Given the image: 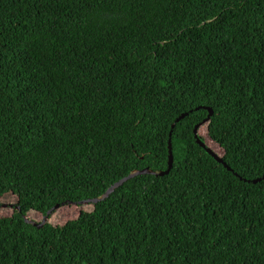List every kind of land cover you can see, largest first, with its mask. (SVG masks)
Listing matches in <instances>:
<instances>
[{
	"label": "trees",
	"instance_id": "trees-1",
	"mask_svg": "<svg viewBox=\"0 0 264 264\" xmlns=\"http://www.w3.org/2000/svg\"><path fill=\"white\" fill-rule=\"evenodd\" d=\"M0 264H264V0H0Z\"/></svg>",
	"mask_w": 264,
	"mask_h": 264
},
{
	"label": "water",
	"instance_id": "water-1",
	"mask_svg": "<svg viewBox=\"0 0 264 264\" xmlns=\"http://www.w3.org/2000/svg\"><path fill=\"white\" fill-rule=\"evenodd\" d=\"M209 110L211 111V113H210V115L207 117V119H205L202 123H199V124L196 125V127H195V133H196V135H197V132H198L199 127H200L203 123L207 122V121L209 120L211 114H213V109H212V108H209ZM187 115H188V113H183V114H182L177 120L179 121L180 119L184 118V117L187 116ZM174 126H175V124H173V127H174ZM198 141H199V143H200L203 147H206L207 151H208L209 153H211L212 155H214V157H215L218 161L224 163V164L227 166L228 169H231V166H230L229 164H227V163L225 162V160H224L222 157H220V156H219V155H218V154H217L212 148L207 147L206 144L203 143L200 139H199ZM169 147H170V154H169L170 160H169V167H168L167 170H165V171H161V172L153 171V170H151V169H149V168H145L144 170H136V171H134L133 173H131L130 175H128V176L124 177L123 179H121L119 182H117V183H115L114 185H112V186L107 190L106 194L103 195L101 198L93 199V201H98V200H100V199H102V198H105V197L109 196V195L115 190L116 187H118L119 185L123 184V182H125L126 180H128L129 178H131V177H133V176H135V175H137V174H143V173H154V174H158V175L168 174V173L171 171V169H172V167H173V163H174L173 146H172L171 140H170V146H169ZM260 180H261V179L258 178V179H254L253 181H254V182H258V181H260ZM87 201H89V200H87ZM87 201H84V202L86 203ZM56 207H57V206H56ZM44 222H46V220H44V221L42 222L41 225H43Z\"/></svg>",
	"mask_w": 264,
	"mask_h": 264
},
{
	"label": "rangeland",
	"instance_id": "rangeland-1",
	"mask_svg": "<svg viewBox=\"0 0 264 264\" xmlns=\"http://www.w3.org/2000/svg\"><path fill=\"white\" fill-rule=\"evenodd\" d=\"M204 132L205 131L202 130V133H204ZM5 201L10 203L12 200L11 199L10 200L6 199ZM4 205H7V204H4ZM84 208L90 209V206H85V205L81 206V205H73V204L72 205H68V206H64V207H62L61 209H59L57 211V213H56L57 221L56 222H58L59 220L65 221L67 218L76 217V216L79 215L80 211L82 209H84ZM6 210L9 211V213L11 212V210L8 209V208H6ZM35 219L37 221H41L43 219V217L42 216H35Z\"/></svg>",
	"mask_w": 264,
	"mask_h": 264
}]
</instances>
